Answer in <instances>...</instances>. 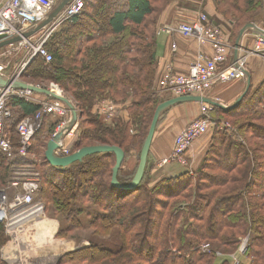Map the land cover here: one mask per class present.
<instances>
[{
    "label": "trees",
    "instance_id": "trees-1",
    "mask_svg": "<svg viewBox=\"0 0 264 264\" xmlns=\"http://www.w3.org/2000/svg\"><path fill=\"white\" fill-rule=\"evenodd\" d=\"M174 1L184 7L188 0H85L80 15L64 22L49 38L46 48L52 61L46 63L35 57L23 74V80L30 84L40 85L42 80L54 82L73 100L79 110L81 135L75 151L97 145L123 149L126 156L118 174L122 185H128L136 175L157 107L176 98L159 94L155 87L154 30L159 22L157 18ZM211 1L215 14H206L208 20L219 29L224 22L231 32L230 41L237 40L247 24L256 23L264 28V0ZM249 70L251 88L241 104L232 111L213 108L214 126L206 134L209 135L207 148L192 172L154 180V166L149 157L139 187L123 190L112 184L114 153L89 156L61 171L45 158L48 143L61 122V118L54 117L47 119L35 135L31 160L26 164L18 156L9 159L0 152V189L14 180L16 167L33 165L41 178L35 201L38 197L45 202L49 200L56 214L65 218L73 216L77 207L76 215L80 214L79 207L87 205L85 209H96L91 226L100 230L98 234L107 235L119 229L122 244L118 252L93 245L90 250L101 257L92 253L80 262L214 264L215 256H206L201 250L203 246H212L215 253L234 252L240 238L249 237L247 250L241 257L251 260V264H264V190H257L258 183L264 180V164L260 163L264 161V138H261L264 137V74L261 83L255 86L253 70ZM104 100L125 108L130 120L104 125L91 116L90 112L98 114ZM10 108L12 116L6 127L17 151L20 144L17 125L25 117L36 115L40 107L17 99ZM169 110L161 116L158 125ZM88 115L96 119L89 120ZM133 129L137 131L135 135H131ZM134 150L138 153V166L126 172L124 167L135 155ZM49 171H57L66 181L77 178L84 189L74 193L70 182L68 189L66 186L62 194L58 193L54 190L57 183L52 181L55 174ZM107 193L116 201L113 212L108 203L102 202ZM135 222H140L141 227ZM76 226H81L78 220ZM7 241L5 227L0 225V251ZM81 252L62 257L59 264L77 261ZM238 254L239 251L221 264H245L237 260ZM0 264H6L1 256Z\"/></svg>",
    "mask_w": 264,
    "mask_h": 264
},
{
    "label": "built area",
    "instance_id": "built-area-1",
    "mask_svg": "<svg viewBox=\"0 0 264 264\" xmlns=\"http://www.w3.org/2000/svg\"><path fill=\"white\" fill-rule=\"evenodd\" d=\"M59 0H0V42L21 38V41L10 43L0 49V75L11 80L25 82L23 74L35 57L52 61V55L46 48L51 35L64 22L80 15L85 7V0H71L60 15L45 29L37 32L40 37L35 41L25 34L33 32L57 7ZM59 5V4H58ZM167 32H177L185 38L196 40L201 46H209L211 54L199 53L189 65L187 73L167 72L160 82L159 93L171 94L175 97L200 96L208 97V92L215 84H226L236 80H246L248 56L252 53H264V36L259 35L255 48L248 56L240 55L236 63L228 65L230 50L225 43L221 29L210 24L208 16L199 14L189 24H181L176 28H167ZM34 34V35H36ZM27 83V82H25ZM22 99L40 107L34 116L25 117L16 128L19 147L16 151L14 142L7 130L6 123L12 116L10 108L13 100ZM200 115L188 124L176 137L172 153L162 160V165L177 163L188 165V151L195 142L206 135L214 126L212 118L213 106L201 103ZM116 104L106 100L101 104L100 113L107 119L117 114ZM45 116L61 118L52 138L63 131L71 119L69 109L59 100L51 102L38 100L34 93L14 88H0V152L9 159L17 156L26 164L29 161L35 135L40 130ZM77 125L58 143L56 153L61 156L71 155L67 147L75 134ZM29 169V168H28ZM8 187L0 189V225H4L8 238H19L21 228L37 217L45 216L46 208L36 203L35 197L40 188V174L34 170L19 171ZM16 191V192H15ZM14 192V194H13ZM13 194V195H12ZM243 250L239 253L243 254Z\"/></svg>",
    "mask_w": 264,
    "mask_h": 264
},
{
    "label": "crops",
    "instance_id": "crops-1",
    "mask_svg": "<svg viewBox=\"0 0 264 264\" xmlns=\"http://www.w3.org/2000/svg\"><path fill=\"white\" fill-rule=\"evenodd\" d=\"M186 4L187 6L180 7L178 1H174L157 18L159 22L157 23V28L154 30V34L156 35L157 63V79L155 87L157 90L158 88L161 89L160 82L167 72L187 73L189 65L195 60L199 53H212V49L209 46H201L196 40L185 38L177 32L169 33L166 31L167 28H176L181 24L194 22L201 13L207 14L208 16H213L215 14L211 0H198L196 3L188 0ZM218 19L221 21L220 17H218ZM220 28L226 35L230 36L231 32L224 22L220 24ZM34 34L32 35V38L36 41L40 35ZM256 40V36L245 34L241 43L242 49L240 55L243 54L244 50L253 47L256 44ZM234 54L235 50L233 53L229 54L228 65L234 62ZM252 73L254 85L256 86L261 83L264 72L263 70H253ZM245 86L246 80H236L226 84L217 83L208 93V97L229 107L243 94L246 88ZM34 95L38 100L44 102H51L53 100L52 97L43 94L34 93ZM200 111L201 105L199 103H184L172 107L163 117L162 121L157 126L149 156L151 164L154 166V180L160 178H173L186 172H192L200 163L207 148L209 135L203 136L197 140L193 147L188 151L186 156V159L188 160L187 166H182L177 163L162 165V160L172 153L177 135L188 124L199 117ZM54 117L55 116H47V119H54ZM131 159L135 160V155L131 156ZM27 168H29V170H35L34 166L30 164L20 165L16 167V170H24ZM41 217H37L29 223H38V221H40L39 218ZM26 225L28 226V224ZM39 239H42L44 242H40L39 240L36 241L33 238L28 245L29 248H26L25 246H22V238H20V236L15 239L10 238L2 249L4 258L10 260H7L8 264H18L16 256L18 257L19 254L28 251L30 257L29 260L31 262H29L28 259L24 260L23 257H21V259L18 257V259H20V261L18 260L19 264L20 262L21 264H59L65 253V249L61 247L62 243L59 244V242L53 241L50 238ZM70 246L68 251L71 250Z\"/></svg>",
    "mask_w": 264,
    "mask_h": 264
},
{
    "label": "rangeland",
    "instance_id": "rangeland-1",
    "mask_svg": "<svg viewBox=\"0 0 264 264\" xmlns=\"http://www.w3.org/2000/svg\"><path fill=\"white\" fill-rule=\"evenodd\" d=\"M61 2H62V0H59L56 6H58V4H60ZM196 2H198V1H195V3ZM186 3H187V1H186ZM253 24L257 25L256 23H253ZM263 24H264V22H263ZM257 26L259 28H261L259 25H257ZM261 29L264 30V28H261ZM221 33L223 35L225 43L229 46L228 50H230V53H233V51L235 50V41L236 40L234 42H232L233 40L230 41V36L226 35L222 29H221ZM247 34L256 36V39L258 37H260L258 34H255L254 32H247ZM254 48H255V45L251 48H248V50H244L242 55L248 56L249 52L251 51L250 53H252ZM249 69H252L254 71L255 70L262 71L263 70V72H264V53H260V54L252 53L250 56H248L247 70L250 72ZM42 81H40V85H35V84H33V85L38 86L40 88L50 90V91H52V92H54L60 96L66 97L64 95V91L62 90V88L60 86H58L54 82H49V81H44V80H42ZM157 92L159 93L158 90H157ZM70 101L73 103V100H70ZM105 101L106 100L102 101L101 104ZM101 104L99 106L98 114L96 112L95 113L90 112V113H91V116H96L102 124L110 125V124H114L118 120H122L124 122H127L130 120L128 111L125 108H119V107H116L117 114L114 116L113 119L109 120V119L105 118L100 113ZM74 106H75V104H74ZM76 109H77V107H76ZM78 113H79V110H78ZM91 116L90 115L87 116V117H89V120H93L94 118L96 119V117L93 118ZM79 120H80V117H79ZM45 122H47L46 116H45L42 124ZM77 126H79V121L77 123ZM133 130L134 131L131 133V135H135L137 133V131L135 129H133ZM80 136L81 135H80L79 127H76L75 134H74L73 138L70 139V141L67 144V147L71 150V154H73L72 152H74V153L77 152V151H75V149H76V145L78 143V140L80 139ZM261 138H264V137H261ZM132 153L137 155V164H136V158H135V160H132L130 157L127 165L124 167V170L126 172H132V170L134 169V166H138V163H139L137 151L134 150V152H132ZM260 163L264 164V161L260 162ZM24 170H29V169L27 168ZM24 170H19V171H24ZM31 170H34V169H31ZM34 171H36V170H34ZM50 173H52L53 175L55 174L53 176L54 179H52V181L55 184L57 183V185H56L57 187H55L54 190L57 189L58 193L62 194L64 192V189L66 188V186L68 189L70 187V182L72 183V186L75 189L74 193H77L78 190L80 192V190L84 189V186H79L80 183L77 181V178H75V177L69 181H66V180H64V178L60 174H56L57 171H52ZM17 174H18V170H15V172H14L15 178H17V176H16ZM92 178H93V175H92ZM87 185H89V182L87 183ZM257 190H260V191L264 190V180L260 181L258 183ZM82 193H83V191L81 193H79L80 197H81ZM79 196H78V198H79ZM102 198H103L102 202L108 203L109 206L112 207L111 209L113 212L114 209L116 208V201L114 200L113 197H111V194L110 193L104 194V196ZM36 203H42L45 205L46 214L44 217L39 218L40 221H38V223L37 222L28 223V226L26 225L27 227L24 226L21 228L20 238H22V246L29 248L28 245L31 243L30 241H32L33 238H34V240H36V241L39 240L40 242H44V241L42 239H39V238H50L53 241L59 242V244L62 243L61 247H63L65 249V253L63 254V257L67 256L73 252L82 251L80 256L78 257L77 261L71 262V263H65V264H93V262L92 263H90V262L84 263L83 261H81V262L79 261V260H82V258H85V256L93 253V251H92L93 249L90 250V248L93 247V245L100 246L102 249L110 250L113 253H116L120 250L121 244H122V240H121L122 237L120 236V231L118 228H115L112 232H110L109 234L106 235V234H98V232L100 230L96 231L95 228L91 226V224L93 223V220L95 218L94 211L96 209H90V210H89V208L85 209V207H87V205H82L81 207H79L81 210L80 214L76 215V212L78 209V207H77L73 216H67V218H65L60 214H56L54 207L49 202V200H48V202H45V201H42L40 197H38L36 199ZM47 203H48V207L46 205ZM51 205H52V207H51ZM73 206H75V205H73ZM77 220L80 222L81 226L74 227ZM70 222H71V224H70ZM135 225H137L138 227H141L140 222H135ZM149 227H151V223H149ZM23 239H24V242H23ZM8 240H9V238H8ZM248 240H249V237L240 238V244L237 246V249L234 252L225 251L226 253L225 252H216L215 253L214 248L210 245H207L206 247L203 246L201 250L203 251V253L207 254L206 256H209L208 254L215 256L214 258L212 257L213 261L211 260L214 264H221V262H223L225 259L232 258L234 255H236V253L238 251L243 250V248H244L243 252L245 253V251L247 250ZM69 246L71 249V250L69 249L70 251H68ZM2 249L0 251L1 259L6 264H8V261H10V260L7 259L8 260L7 261L4 258ZM93 254H94V256H100L101 257V255H99V253H93ZM241 255H242L241 253H239L237 255V257H236L237 260L240 259L245 264H251V260L248 261L244 257H241ZM18 257H20V259H21V257H23L24 260L28 259V261L31 262L29 260L30 257H29L28 251H24L23 253L19 254ZM18 257L16 256V260H17V263L19 264L18 260L20 261V259H18ZM12 260H14V259H12ZM16 260H15V262H16ZM20 264H21V262H20ZM94 264H106V263H104L103 260H101L98 262H94Z\"/></svg>",
    "mask_w": 264,
    "mask_h": 264
},
{
    "label": "water",
    "instance_id": "water-1",
    "mask_svg": "<svg viewBox=\"0 0 264 264\" xmlns=\"http://www.w3.org/2000/svg\"><path fill=\"white\" fill-rule=\"evenodd\" d=\"M71 0H62V2L54 9V11L49 15V17L42 22L33 32H29L25 34V37H30L34 33H37L39 31H42L45 29L47 26L52 24V22L60 15V13L63 11V9L67 6V4ZM247 32H254L258 35L264 36V30L259 28L257 25L250 23L244 26L238 35V38L235 43V54H234V63H236L239 59L240 56V51H241V43L242 40L247 34ZM4 37H1V42H0V49L5 47L6 45L10 43H15L21 41V38L17 37L9 41H3ZM246 75V88L243 94L236 100V102L231 105V106H225L218 102L217 100H214L210 97H200V96H185V97H176L173 99H170L168 101H165L157 107L147 138L144 142L141 155H140V163L136 172V175L134 176L133 180L128 184V185H122L118 181V174L120 169L122 168V165L125 160V152L123 149L117 146H104V145H97V146H87L83 147L82 149L78 150L77 152L61 157L59 156L56 151L59 149V142L64 138L65 133L70 132L73 130V128L77 125L79 121V113L74 104L66 97L60 96L50 90L40 88L38 86H35L33 84L21 82V81H16V80H11L9 78H5L4 76L0 75V88H14L16 90H26L30 91L32 93H38V94H43L49 97H52L55 100H59L62 103L65 104V106L69 109L71 113V119L68 122V125L65 127V129L59 133H57L48 143L47 150L45 152V158L48 161V163L54 167L58 168L61 171H65L67 168H69L72 164L77 163V162H83L85 158L95 155V154H103V153H114L116 155V165L113 169V178H112V184L113 186L117 188H121L123 190H135L139 187L140 183L142 182L147 164H148V158H149V153L151 150V146L155 137L156 129L159 123V120L161 116L169 109L176 105L184 104V103H203L207 105H211L213 107L221 108L224 111H232L236 109L247 93L249 92L251 88V81H252V76L251 73L246 70L245 71Z\"/></svg>",
    "mask_w": 264,
    "mask_h": 264
}]
</instances>
